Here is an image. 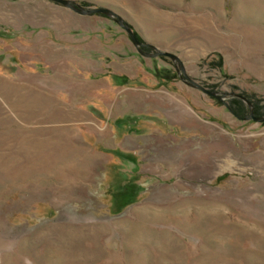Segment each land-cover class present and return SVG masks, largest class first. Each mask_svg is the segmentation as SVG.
I'll use <instances>...</instances> for the list:
<instances>
[{"label":"rangeland","instance_id":"374dc122","mask_svg":"<svg viewBox=\"0 0 264 264\" xmlns=\"http://www.w3.org/2000/svg\"><path fill=\"white\" fill-rule=\"evenodd\" d=\"M71 1L221 99L108 15L0 0V264H264V121L227 108L264 114V0Z\"/></svg>","mask_w":264,"mask_h":264},{"label":"water","instance_id":"95a60500","mask_svg":"<svg viewBox=\"0 0 264 264\" xmlns=\"http://www.w3.org/2000/svg\"><path fill=\"white\" fill-rule=\"evenodd\" d=\"M56 2H59L61 5L66 6L74 11H76L77 13L80 14H87V13H92V12H99L105 15H108L110 17L113 18V20L119 25L121 26L125 32L127 33L130 41L132 42V44L134 45V47L136 48V51L139 52L142 55H147V56H154V55H165L167 57H169L172 61L176 62L177 65V71L179 73H181L184 76V81L191 85L194 86L198 89H200L201 91L205 92L206 94H209L213 97L219 98L221 99V95L217 94L215 91L207 89L206 87L202 86L200 83H198L197 81H195L194 79L190 78L189 76H187L184 72V67L182 64V61L180 60V58L173 52L167 51V50H160L157 49L154 45L146 43V45L150 46L153 48L152 52H146L143 51L139 48V45L142 44V41L138 40L135 35L134 32L132 30V28L130 27V25L125 22L114 10H112L109 7L106 6H98V5H94V6H83L77 2L71 1V0H53ZM234 96H237L238 98H240L245 105L247 106V112L244 113L241 118L242 119H252L254 121H264V114L261 115H256L252 112V107H251V103L250 101L243 96L240 93H231Z\"/></svg>","mask_w":264,"mask_h":264},{"label":"crops","instance_id":"0c3cea01","mask_svg":"<svg viewBox=\"0 0 264 264\" xmlns=\"http://www.w3.org/2000/svg\"><path fill=\"white\" fill-rule=\"evenodd\" d=\"M154 147L157 148V144H155ZM156 148H155L156 153L163 151L161 149L157 150ZM209 148L210 147H208L207 149H209ZM205 152H206V150L203 152L204 153L203 154V162L209 168L210 163H211V158H210V154L207 156ZM241 152H246L245 155H243V160H245L248 163L250 170L254 171V174H255L254 176H258L259 174H264V160H261V161L256 160V157H258V155H264V144L263 143L261 144V142H260L256 146L251 145L248 148H242ZM187 153H189V151ZM218 153H219V156H221V154L225 155L229 152L224 147ZM222 173L223 172H221L220 174H222Z\"/></svg>","mask_w":264,"mask_h":264},{"label":"trees","instance_id":"16d2710c","mask_svg":"<svg viewBox=\"0 0 264 264\" xmlns=\"http://www.w3.org/2000/svg\"><path fill=\"white\" fill-rule=\"evenodd\" d=\"M134 35H135V37L137 38V36H136V34L134 33ZM138 39V38H137ZM140 40V39H139ZM122 81H124L123 79H122ZM243 95V94H242ZM243 96H245L249 101H250V103H251V105H252V112L254 113V114H256V113H260V111H259V108H260V106H257V104H255V102H253L247 95H243ZM233 99V98H232ZM240 99V98H239ZM239 99H237V98H235V99H233V100H231V102L233 103V105L231 104H228L227 105V108L232 112V114L233 115H235L236 117H239V118H241V116L242 115H239L240 113H242L243 111H244V109H245V106H244V104L241 102V99L239 100ZM262 113H264V111H262ZM221 175V174H220ZM220 175H218L217 176V178L218 177H220ZM222 175L224 176V175H226L225 173L223 174L222 173Z\"/></svg>","mask_w":264,"mask_h":264},{"label":"flooded vegetation","instance_id":"af4514ba","mask_svg":"<svg viewBox=\"0 0 264 264\" xmlns=\"http://www.w3.org/2000/svg\"><path fill=\"white\" fill-rule=\"evenodd\" d=\"M141 45H146V44H145V42L142 41V44ZM121 82H123V81H121ZM251 107H252V105H251Z\"/></svg>","mask_w":264,"mask_h":264}]
</instances>
